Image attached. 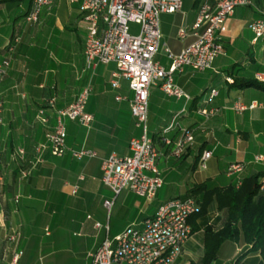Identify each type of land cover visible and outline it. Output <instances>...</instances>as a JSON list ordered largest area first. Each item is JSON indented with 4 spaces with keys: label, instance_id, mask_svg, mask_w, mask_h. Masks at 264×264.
I'll return each instance as SVG.
<instances>
[{
    "label": "crops",
    "instance_id": "1",
    "mask_svg": "<svg viewBox=\"0 0 264 264\" xmlns=\"http://www.w3.org/2000/svg\"><path fill=\"white\" fill-rule=\"evenodd\" d=\"M204 1L194 0L191 9L184 11L183 0L181 13L160 16L163 55L164 48L179 55L196 41L191 28ZM251 1V7L237 8L223 25L219 39L224 56L210 70L174 75V84L188 101L168 98L157 86L150 89L147 112L156 110L159 115L148 135L158 152L163 186L147 201L127 190L115 198L101 182L102 162L111 155L128 157L129 141L139 137L141 130L131 116L133 94L128 83L120 81L119 88L112 84L116 65L85 68L87 32L80 5L53 0L38 22L30 24L25 18L32 0H0V62L9 57L7 48L13 47L7 75L0 82L1 264H8L14 253L20 254L19 264H91L90 256L105 240L115 239L129 227L141 228L163 204L189 196L201 203L204 192L194 194L198 187L234 186L236 179L226 177L229 165H243L241 180L264 175V163H253L255 157H264V91L238 85L242 80L264 84L256 80L264 78V39L255 42L249 29L264 18V0ZM130 26L139 32L138 26ZM183 29L187 36L180 40ZM160 51L155 63L167 69ZM87 87L91 93L85 111L92 123L82 127L65 122L64 155L56 158L46 149L42 162L36 163L35 149L46 145L57 112L71 106ZM211 90L218 95L208 103ZM235 104L256 108L239 115L233 110ZM183 131L191 132L193 141L176 159L174 145ZM164 139L172 144L167 146ZM83 150L95 157H72V152ZM204 152L212 155L202 169ZM112 200L108 212L104 202ZM223 223L215 203L205 215L190 220L191 236L175 264L199 263L205 255L206 230L217 232ZM12 235L18 236L16 243L8 242ZM249 249L225 243L216 260L259 264V256Z\"/></svg>",
    "mask_w": 264,
    "mask_h": 264
},
{
    "label": "built area",
    "instance_id": "2",
    "mask_svg": "<svg viewBox=\"0 0 264 264\" xmlns=\"http://www.w3.org/2000/svg\"><path fill=\"white\" fill-rule=\"evenodd\" d=\"M70 4H79L86 24V43L83 58L86 70H94L99 65L115 64L112 84L119 88L120 81H126L133 94L131 116L136 128L141 130L139 137L129 141V156L120 158L109 156L101 165V182L116 198L127 190L136 197L151 201L163 186V180L157 168L158 152L150 139L146 121L148 96L152 87H159L168 98L188 101L189 98L175 84V74H183L186 70L204 73L211 69L216 59L224 56L220 44V32L223 25L234 15L237 8H249L251 0H205L199 6L198 15L191 28L196 41L184 49L179 55H173L167 48L164 53L170 61L168 70L153 62L161 50V34L159 19L162 15L181 13L183 0H67ZM53 0H32L31 10L25 21L36 24L44 9L52 6ZM139 27V32L131 34L129 25ZM249 29L254 41L264 39V18L254 21ZM187 31L181 30L180 40L185 39ZM16 41H14V44ZM9 57L0 62V82L7 75L10 55L13 47L7 48ZM257 81L264 82L258 76ZM91 88H85L68 108L57 112L56 126L47 135L46 145L35 149L36 163H41V154L48 149L52 156L61 158L65 153V122H75L82 127L92 123V117L85 111ZM218 92L211 90L207 102L211 103ZM118 100H120L118 98ZM1 107V105H0ZM256 108L255 104L246 107L235 104L233 110L242 114ZM42 113H40V116ZM1 124V120H0ZM164 131V134L169 130ZM193 141L191 132L183 131L181 139L174 145L173 156L180 159L188 145ZM163 142L170 146L168 140ZM20 155L23 152H19ZM210 152H204L200 167L205 169V162L211 158ZM75 159L93 158L89 151L72 152ZM254 164L264 163V157L257 156ZM242 164H231L226 170V177L236 179L235 187L241 186L239 178L243 172ZM260 191H264V179L260 182ZM75 194V190L73 192ZM112 201L104 202L109 212ZM199 211L194 198L174 199L163 204L156 214L145 221L141 228L129 227L121 235L103 242L92 254L91 264H175L191 236L190 219ZM17 235L8 238V242L16 243ZM20 254L14 253L8 264H19ZM2 260L0 259V264Z\"/></svg>",
    "mask_w": 264,
    "mask_h": 264
},
{
    "label": "trees",
    "instance_id": "3",
    "mask_svg": "<svg viewBox=\"0 0 264 264\" xmlns=\"http://www.w3.org/2000/svg\"><path fill=\"white\" fill-rule=\"evenodd\" d=\"M240 88H256L264 91V84L256 81L238 82ZM264 175L259 174L242 179L236 188L198 187L195 193L204 192L195 220L206 214L212 203L223 216V227L217 232L207 229L205 232V255L197 264H213L220 247L225 243L243 244L249 247V253L259 256V264H264V194L260 191V182ZM194 198V196H189ZM190 222V221H189Z\"/></svg>",
    "mask_w": 264,
    "mask_h": 264
},
{
    "label": "rangeland",
    "instance_id": "4",
    "mask_svg": "<svg viewBox=\"0 0 264 264\" xmlns=\"http://www.w3.org/2000/svg\"><path fill=\"white\" fill-rule=\"evenodd\" d=\"M194 0H184V3H185V7H184V11H186V8L187 9H191V6H192V3H193ZM174 19H176L177 17H173ZM129 30H130V33L131 34H137V27L135 26H130L129 25ZM172 32V31H171ZM173 33V32H172ZM174 34V33H173ZM162 51V50H161ZM160 51V54L162 55V59H161V64L162 65H166L167 69L164 68L165 70H168V64L170 66V61L167 59V57L165 55H163V52L161 53ZM165 58H164V57ZM153 62H155V60H153ZM168 62V63H167ZM148 116V122L146 123V127H147V131L148 133L151 131V129L154 128V123H155V120L157 119V116L159 115L158 112L156 110H153L151 111V109L149 110V112H147ZM199 209H200V206H199ZM198 214V213H197ZM119 229V228H118ZM124 232V231H123ZM215 264H230L229 262L225 261V258H221V259H218L216 260ZM233 264V263H232Z\"/></svg>",
    "mask_w": 264,
    "mask_h": 264
}]
</instances>
